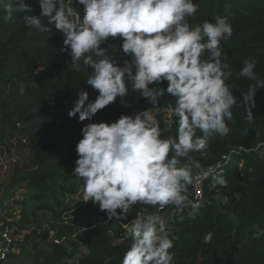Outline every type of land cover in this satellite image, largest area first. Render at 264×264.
I'll list each match as a JSON object with an SVG mask.
<instances>
[{
	"label": "clouds",
	"instance_id": "1",
	"mask_svg": "<svg viewBox=\"0 0 264 264\" xmlns=\"http://www.w3.org/2000/svg\"><path fill=\"white\" fill-rule=\"evenodd\" d=\"M38 4L39 15L29 14L33 9L25 0H0V9L6 22L23 13L24 26L38 34L54 26L63 37L61 51L70 57L72 71L80 72L82 65L90 68L84 84L97 92L95 99L87 90L78 92L68 111L70 119L78 114L82 124L70 174L82 181V201H91L117 223L127 220L137 205L156 208L157 213H136L128 223H120L131 239L120 264H173L175 253L170 250L179 236L169 235L172 230L159 212L172 206L183 213L190 207L187 218L195 219L201 204L190 199V186L210 177V188L228 186L222 172L210 167L194 175L182 159L202 153L216 137H228L229 122L235 123L234 108L243 107L249 123L253 121L254 97L264 88L255 71L257 60L245 59L238 72L256 82L241 93L240 101L229 83L233 73L223 48L233 36V26L229 17L220 15L214 22L191 24L190 18L200 10L196 0H75V6L71 0H38ZM109 38L120 41L122 64L110 56V46L115 45ZM24 91L21 87L20 93ZM130 91L152 107L121 114L111 122H93L118 97L120 104L125 101ZM165 96L174 101V132L171 123L162 130L151 111ZM253 227L258 229L254 238L264 236V229ZM212 236L207 233L203 243L209 244ZM3 239L8 240L7 233ZM6 255L7 248L0 244V260ZM110 261L106 258L105 264Z\"/></svg>",
	"mask_w": 264,
	"mask_h": 264
},
{
	"label": "trees",
	"instance_id": "2",
	"mask_svg": "<svg viewBox=\"0 0 264 264\" xmlns=\"http://www.w3.org/2000/svg\"><path fill=\"white\" fill-rule=\"evenodd\" d=\"M196 2L200 4V10L190 18L193 25L204 20L214 22L217 15L229 17L233 36L223 45L225 62L233 73L229 81L232 91L242 101L241 93L256 83L238 76L245 59L257 60L255 71L264 80V0ZM25 3L33 9L29 14H40L38 0H25ZM71 4L75 6V0H71ZM77 10L82 15L79 7ZM22 15L15 13L13 20L6 22L0 9V114L11 124L20 122L28 142L29 162L14 185L20 191L21 199L16 205L20 207L22 219L26 220L28 210L27 213H46L42 223L34 226L41 230L40 235L34 232L28 235L35 253L40 252L36 250L40 243L50 246L49 252L41 251L35 256V264H71L75 258L77 264H105L108 257H111L110 264H120L131 243L129 237L123 236L120 223H128L136 213L146 215L157 209L137 205L127 220L117 223L115 218L109 221L105 212L89 201L90 211H95L88 218L75 223L50 220L65 208L69 196L82 193V181L70 176L77 158L75 145L81 138L82 124L78 122V114L77 118L70 119L68 111L78 92L87 90L90 99H95L97 92L84 84L91 73L90 68L82 65L80 72L72 71L70 57L61 51L63 37L54 26H50L52 30L38 34L24 26L20 19ZM109 42L115 45L110 46V56L122 64L120 41L109 38ZM21 87L25 89L23 94ZM138 95L130 91L121 104L118 97L117 103L101 110L93 122H111L121 114L152 107ZM254 99L256 106L251 109L254 118L251 123L243 107L234 108L235 123L229 122L230 135L216 137L202 153L188 156L209 166L231 149L242 147L247 150L237 155L238 166L226 171L227 187L212 189L210 180L204 182V200L195 219L187 218L192 210L190 207L183 213L172 206L161 211L168 213L167 222L172 230L169 235L179 236L170 250L175 253L173 264H264V236L254 238L258 229L253 227L259 225L264 229V88L257 89ZM159 103L171 111L166 122L158 120L161 129L167 131L171 123L174 132L173 98L165 96ZM188 157L183 158L182 163L187 164ZM189 190L192 197L191 186ZM180 215L185 216L183 221L178 219ZM209 232L213 234L212 241L204 244L203 237ZM61 237L66 238L65 243L53 242L54 238Z\"/></svg>",
	"mask_w": 264,
	"mask_h": 264
},
{
	"label": "built area",
	"instance_id": "3",
	"mask_svg": "<svg viewBox=\"0 0 264 264\" xmlns=\"http://www.w3.org/2000/svg\"><path fill=\"white\" fill-rule=\"evenodd\" d=\"M160 105V103L158 104ZM156 108H152L151 111H156ZM160 111H162L160 109ZM171 113L168 115V119L170 118ZM12 126L14 127V133L9 139H3L0 138V184L2 183L3 179L5 178V174L10 171L14 170L16 168L23 169L25 165V160L28 158H25L22 156L21 152L23 150H26L29 152L27 148V138L23 133V126L20 122H13ZM247 152L244 148H238V149H231L227 154L223 155L219 161L216 163L209 165V166H203L198 161L193 160L192 158L188 157L187 164H189L192 167L194 175L203 171L207 170L208 168H213L216 172H222V175L224 176L226 171L230 167L238 166V161L236 159L237 155ZM198 165V167H197ZM211 181V177L208 179ZM204 180L202 183L196 184L194 183L192 187V199L194 202L201 203L204 200L203 196V185ZM18 189L17 187H14ZM15 190V189H14ZM19 191V190H18ZM20 192V191H19ZM11 196L8 195L6 198L0 196V244H2L4 247L7 248V255L6 258L3 260H0V264H6L8 259L11 255L15 253L16 244L18 242H21L24 236H28L34 232L37 235H40L41 230L36 229L34 227H31L29 229H26L23 231L22 237L17 234V227L16 225H12L10 221L13 223H17L20 220L21 212L19 208L17 211H14L12 215L13 219L5 218L6 211L8 209V202L6 200L10 199ZM21 199V197L19 196ZM157 213V211L155 212ZM160 215H163V213L159 212ZM123 236L129 237V233L127 232V229L123 226ZM7 233L8 240L5 241L3 239V234ZM52 235V234H50ZM25 238V237H24ZM10 241V242H9ZM53 242L55 244H63L66 242L65 237H61L60 239H53ZM71 264H77V259H73L71 261Z\"/></svg>",
	"mask_w": 264,
	"mask_h": 264
},
{
	"label": "rangeland",
	"instance_id": "4",
	"mask_svg": "<svg viewBox=\"0 0 264 264\" xmlns=\"http://www.w3.org/2000/svg\"><path fill=\"white\" fill-rule=\"evenodd\" d=\"M160 109L162 111H160ZM171 111L168 110V108L163 105L160 104L158 105L156 111H153V115L156 117L157 120H162V122H166L168 119V115ZM14 133V127L11 124V121L7 120V119H2L1 114H0V138L3 139H9ZM26 163H28L29 161L26 159L25 160ZM25 163V164H26ZM29 165V164H27ZM25 169V168H24ZM7 174V173H6ZM5 174V178L3 179L2 183L0 184V196L2 197H7L8 195L11 196L10 199L6 200L8 203V210H11L12 208L16 207L17 209L20 207H18L16 205V201L19 198V189L14 188V185L17 184L18 179L24 174V170L17 168L14 170H10L9 171V175H7L6 177ZM18 188V187H17ZM15 189V190H14ZM83 199V191L81 194L77 195V196H69L67 198V202H66V206L65 208L59 212L56 215H53L52 217H50L51 221H62V222H79L83 219H85L86 217H90L93 215V212L95 211H90L89 207H88V202L82 201ZM217 200H219L217 198ZM13 206V207H12ZM29 211V210H28ZM27 211V212H28ZM21 212V210H20ZM26 216V220L22 219V216L20 217V220L17 223H13L12 221H10V223H12V225H16L17 227V234H19L20 237H22L23 231H25L26 229H29L31 227H36L37 225H35V223H42V219L44 218V214H46L45 212H37V213H27ZM168 213L165 212L163 213V217L167 220ZM5 218L8 219H13V216H9L7 214L4 215ZM50 216V215H49ZM25 237V238H24ZM21 242L17 243V246L15 248V253L16 255H11L10 259L11 260H16V259H22L24 264H29L30 261H33L34 258H36L35 256L37 254H39L41 251L42 252H49L50 251V246L48 244L45 243H40L38 244V247H36L37 251H40L39 253H35V250L33 249V245L31 242V237H29L30 240H28V236H24ZM31 243V244H30ZM20 245V246H19ZM17 262H19L18 260H16Z\"/></svg>",
	"mask_w": 264,
	"mask_h": 264
},
{
	"label": "crops",
	"instance_id": "5",
	"mask_svg": "<svg viewBox=\"0 0 264 264\" xmlns=\"http://www.w3.org/2000/svg\"><path fill=\"white\" fill-rule=\"evenodd\" d=\"M21 154H22V156L25 157V158H30V154H29V152L26 151V150H23V151L21 152ZM16 169H17V168H16ZM7 175H9V171H8L7 174H6V177H7ZM18 200H20V198H18ZM12 207H13V206H12ZM14 211H17V208H16V207L12 208L11 210H8V209H7L6 214L9 215V216L14 215V214H13ZM168 219H169V216H168ZM168 219H167V220H168ZM30 244H31V243H30ZM16 246H17V244H16ZM19 246H20V245H19ZM13 255H16V253H14ZM10 257H11V256H10ZM16 260H18L19 262H17ZM16 260H11V259L9 258L8 261L6 262V264H24L23 261H22V259H16ZM35 263H36V258H34L33 261H30V262H29V264H35ZM27 264H28V263H27Z\"/></svg>",
	"mask_w": 264,
	"mask_h": 264
}]
</instances>
